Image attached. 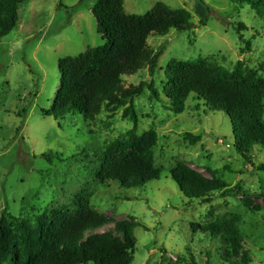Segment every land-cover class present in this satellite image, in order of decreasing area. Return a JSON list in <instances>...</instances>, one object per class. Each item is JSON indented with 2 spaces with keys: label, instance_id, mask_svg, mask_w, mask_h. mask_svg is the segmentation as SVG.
<instances>
[{
  "label": "rangeland",
  "instance_id": "1",
  "mask_svg": "<svg viewBox=\"0 0 264 264\" xmlns=\"http://www.w3.org/2000/svg\"><path fill=\"white\" fill-rule=\"evenodd\" d=\"M159 1L188 10L192 27L150 34L148 45L163 48L157 68L122 77L125 88L149 82L159 95L156 99L144 86L133 102L136 133L156 132L152 156L161 176L130 188L97 178L108 144L132 126L122 115L124 107H104L93 120L80 113L56 119L44 114L59 87V60L103 43L91 13L96 0L79 4L61 0L62 7L58 0H24L20 5L16 26L0 36V217L21 238L39 218L51 220L54 210L70 206L75 194L85 190L90 204L109 219L134 217L139 223L133 228L136 247L131 264H192L190 255L195 264H232L222 257L226 245L193 226L213 222L238 228L240 239L232 235L228 239L236 246L237 258L246 254L247 264H264V171L236 152L222 112L197 105L192 93L184 111L175 114L161 90L170 59L206 61L226 70L241 61L246 71L264 77V17L248 4L230 0H124V10L144 14ZM187 132L200 134L201 139L191 144L184 137ZM250 155L254 164L264 165L261 145H254ZM179 163L207 177L208 168L218 170L228 188L212 193L209 202L188 204L169 176Z\"/></svg>",
  "mask_w": 264,
  "mask_h": 264
},
{
  "label": "trees",
  "instance_id": "2",
  "mask_svg": "<svg viewBox=\"0 0 264 264\" xmlns=\"http://www.w3.org/2000/svg\"><path fill=\"white\" fill-rule=\"evenodd\" d=\"M23 1L0 0V36L16 26ZM58 1L59 7L64 6ZM230 1L246 3L259 17H264V0ZM201 5L205 8L203 3ZM91 13L103 43L59 60L62 65L59 87L50 109L44 114L56 119L68 113H80L93 120L104 107L111 110L124 107L122 115L131 120L132 126L122 137L108 144L99 159L97 178L102 183L115 181L125 188L145 186L161 176V169L155 166L152 156L157 136L154 130L142 135L136 133L138 115L133 97L141 95L144 86L156 99L159 95L149 82L125 88L122 77L143 68L153 73L163 48L150 47L149 35L189 30L191 14L185 8L172 9L160 1L144 14H129L124 10V0H96ZM249 47L247 42L246 48ZM161 90L175 114L184 111L192 93L197 105L202 103L214 112H222L229 120L236 152L252 167L264 171V165L254 164L250 155L254 145L264 148V77L246 71L241 61L232 70H226L206 61L193 63L170 59ZM184 137L191 144L201 139L200 134L191 132ZM207 171L211 177L179 163L170 170L169 176L189 200L188 204L192 201L206 203L212 199V193L228 188L226 181L217 176L218 170L208 168ZM52 214L51 220L39 218L33 229L21 238L1 216L0 264L132 263L136 247L133 228L139 226L134 217L109 219L90 204L85 190L75 194L70 206L56 209ZM109 224L112 227L97 231ZM193 226L203 233L208 231L207 235L226 245L222 256L227 257L225 261L249 263L246 254L237 258L236 246L228 242L230 235L240 239L235 225L213 222L207 226ZM190 258L189 262L195 264L194 257L190 255Z\"/></svg>",
  "mask_w": 264,
  "mask_h": 264
}]
</instances>
